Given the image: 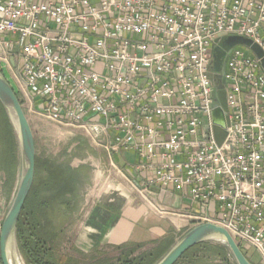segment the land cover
Here are the masks:
<instances>
[{
	"label": "built area",
	"instance_id": "2783aa9c",
	"mask_svg": "<svg viewBox=\"0 0 264 264\" xmlns=\"http://www.w3.org/2000/svg\"><path fill=\"white\" fill-rule=\"evenodd\" d=\"M224 36L250 39L264 59V0H0V71L26 117L80 129L110 159L134 154L142 198L177 192L196 225L225 229L264 264V72L243 46L214 72Z\"/></svg>",
	"mask_w": 264,
	"mask_h": 264
},
{
	"label": "rangeland",
	"instance_id": "374dc122",
	"mask_svg": "<svg viewBox=\"0 0 264 264\" xmlns=\"http://www.w3.org/2000/svg\"><path fill=\"white\" fill-rule=\"evenodd\" d=\"M35 145V162L37 166L36 178H42L46 174L44 166L47 164L63 171L68 169L72 173V187H54V190H44L42 197L50 198L55 202L54 210L46 212L43 226H48L44 232L48 235L46 244L56 264H114L117 252L110 247H95L87 253L80 252L74 246L75 238L80 223L86 211L87 191L94 187V176L106 165L101 160L102 149L94 145L86 135L77 128L63 127L45 119L27 116ZM14 170L12 187H2L3 209L5 215L16 191L19 156L17 146L14 153ZM4 148L0 144V170H3ZM108 167V166H107ZM3 183L6 177L3 174ZM66 188L59 197L61 189ZM57 199V200H56ZM197 213H200L197 211ZM247 250L251 260L259 264L258 255L249 247L241 246ZM156 251L142 252L137 250L134 256L148 257L152 260L158 257ZM152 255V256H151ZM151 256V257H150ZM198 261L180 264H225L218 257L196 255ZM203 257V258H202Z\"/></svg>",
	"mask_w": 264,
	"mask_h": 264
},
{
	"label": "crops",
	"instance_id": "0c3cea01",
	"mask_svg": "<svg viewBox=\"0 0 264 264\" xmlns=\"http://www.w3.org/2000/svg\"><path fill=\"white\" fill-rule=\"evenodd\" d=\"M102 152L101 160L106 165L95 174L94 187L87 191V208L77 231L75 248L87 253L95 247L134 245L142 252L153 250L163 256L196 226L187 217L193 209L177 192L152 189L155 194L149 201L142 198L137 187H132L134 175L127 167V163L136 161L134 154H114L110 159ZM3 174L0 170V210L4 202L2 187H12L13 181L5 185ZM155 207H162L167 213L161 216Z\"/></svg>",
	"mask_w": 264,
	"mask_h": 264
},
{
	"label": "water",
	"instance_id": "95a60500",
	"mask_svg": "<svg viewBox=\"0 0 264 264\" xmlns=\"http://www.w3.org/2000/svg\"><path fill=\"white\" fill-rule=\"evenodd\" d=\"M234 46L248 48L260 60V65L264 72V59L261 49L250 39L242 36H224L218 40V44L213 48L212 53V69L214 72L219 73L222 71L225 52ZM223 84L224 78L221 77L216 82V89L213 90L215 104L211 119L213 135L217 144H221L224 140L226 135L225 128L228 124V119L225 115L227 108ZM0 106L12 128L19 156L18 184L14 197L4 215L0 232V262L1 264H25L17 246L16 226L34 181L35 145L28 119L1 71ZM205 242L216 243L226 247L235 264H252L229 233L225 229L211 223L199 224L188 230L155 264H175L189 249Z\"/></svg>",
	"mask_w": 264,
	"mask_h": 264
},
{
	"label": "trees",
	"instance_id": "16d2710c",
	"mask_svg": "<svg viewBox=\"0 0 264 264\" xmlns=\"http://www.w3.org/2000/svg\"><path fill=\"white\" fill-rule=\"evenodd\" d=\"M0 144H2L4 148L3 161L5 167L3 168V172L6 177L5 185H8L13 180L14 153L17 145L12 128L1 106ZM44 168L46 169V174L42 178H36L37 166L35 162L34 181L16 226L17 246L25 264H56L53 256L48 252V246L46 244L48 235H46L44 231L47 230L48 226H43V220L46 218L45 213L49 210L53 211L56 205L50 198L45 199L42 197V192L44 190L52 192L54 187H59V189L60 187H72L73 182L72 173H70L71 171L69 169L63 171L58 167L53 168L47 164ZM66 188L61 189L59 197ZM111 248L115 249L118 253L114 264H155L162 258V255H158V257L153 260L152 258L148 260V257L134 256L135 252L137 250L139 251V247L134 245H123ZM239 248L249 261L255 264L252 262L247 250H243L240 246ZM155 253L157 254V252ZM197 254L218 257L225 264H235L226 247L209 242L195 245L185 252L175 264H180L183 261H187L188 263L198 261L199 258L196 257Z\"/></svg>",
	"mask_w": 264,
	"mask_h": 264
}]
</instances>
